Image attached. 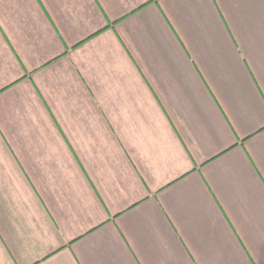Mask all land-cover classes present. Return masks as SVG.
Listing matches in <instances>:
<instances>
[{"label":"crops","instance_id":"0c3cea01","mask_svg":"<svg viewBox=\"0 0 264 264\" xmlns=\"http://www.w3.org/2000/svg\"><path fill=\"white\" fill-rule=\"evenodd\" d=\"M0 264H264V0H0Z\"/></svg>","mask_w":264,"mask_h":264}]
</instances>
